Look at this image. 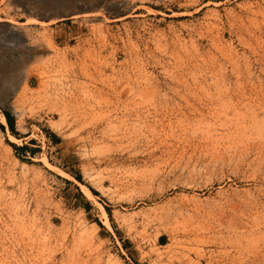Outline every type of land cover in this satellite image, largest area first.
<instances>
[{
    "label": "rangeland",
    "instance_id": "rangeland-1",
    "mask_svg": "<svg viewBox=\"0 0 264 264\" xmlns=\"http://www.w3.org/2000/svg\"><path fill=\"white\" fill-rule=\"evenodd\" d=\"M43 1L0 0V264H264V0Z\"/></svg>",
    "mask_w": 264,
    "mask_h": 264
},
{
    "label": "bare ground",
    "instance_id": "bare-ground-1",
    "mask_svg": "<svg viewBox=\"0 0 264 264\" xmlns=\"http://www.w3.org/2000/svg\"><path fill=\"white\" fill-rule=\"evenodd\" d=\"M73 1L74 0H45V1H43L41 4H39L38 6H39V8H41V9H47L48 7H50V5L51 4H54V3H60V4H64V5H67V4H72L73 3ZM36 8V7H35ZM98 8V7H97ZM97 8H92V9H89V10H87V11H84V12H82V13H75V14H72L71 15V17H78V16H81V17H88V18H90V17H95V15H97V16H99L100 15V10L99 9H97ZM103 17V16H102ZM61 17H58V15H52V17L50 18V20H48V22H45V21H39V20H37L36 18H30V20L31 21H34V22H38V23H41V24H48V23H52V22H54V21H57L58 19H60ZM2 18H0V26H1V22L3 21V20H1ZM91 19V18H90ZM94 19V18H93ZM3 25V24H2ZM7 27H8V29L9 30H12V31H19L20 33H22V32H27V30H28V23L27 22H24V23H17V22H15V21H12V20H9L8 22H7ZM35 41V44H33V45H27V44H21V47L23 48V47H28L29 49H30V52H28V53H26V54H28V55H24L23 57H22V65L21 66H23V72H20V74H21V77H22V81H23V83H24V79L28 76V74L30 73V70L31 69H29V67H30V65L32 64V63H34V61L33 62H30L29 64H25L26 63V61H28L29 59V56L32 54V53H38V52H40L41 50H38V49H41L42 47H46V48H48V47H50V46H48V44L44 41L43 42V40L41 41H38V40H34ZM21 42V41H20ZM22 43V42H21ZM47 44V45H46ZM30 46H31V48H30ZM38 47V48H37ZM45 54V53H44ZM36 55V54H35ZM46 56V55H45ZM44 56V57H45ZM41 57H43L42 55H36V59H40ZM23 64H25V65H23ZM15 76V75H14ZM7 79H9V77H7ZM10 81V80H9ZM14 111L17 113V114H20V111L18 110V109H14ZM0 122L1 123H3V124H6V119H5V116L2 114V113H0ZM9 139L11 140V141H13V140H15V138L12 136V135H10L9 136ZM83 187V191L87 194V195H89V196H91V192L89 191V189L87 188V187H85V186H82ZM101 210H102V214H103V217H104V221L106 222V224H109V222H108V219H107V216H106V212H105V210H104V208H100Z\"/></svg>",
    "mask_w": 264,
    "mask_h": 264
},
{
    "label": "water",
    "instance_id": "water-1",
    "mask_svg": "<svg viewBox=\"0 0 264 264\" xmlns=\"http://www.w3.org/2000/svg\"><path fill=\"white\" fill-rule=\"evenodd\" d=\"M98 3L88 4L85 2H80V0H74L72 4H60L54 3L48 7L51 11L45 15L47 17H52V15H58V17H70L72 14L75 13H82L92 8H97ZM42 16V17H45ZM10 38L13 36V33H9Z\"/></svg>",
    "mask_w": 264,
    "mask_h": 264
},
{
    "label": "trees",
    "instance_id": "trees-1",
    "mask_svg": "<svg viewBox=\"0 0 264 264\" xmlns=\"http://www.w3.org/2000/svg\"><path fill=\"white\" fill-rule=\"evenodd\" d=\"M3 114H4V116H5L6 123H7L8 127H9V129H10L11 131H13V121H12V117H11V115H10L8 112H6V111H3ZM0 128H4V126H3L1 123H0ZM50 136H51V135H50ZM54 139H56V137H55ZM13 146H14V148H18L19 150H24V149L27 148L26 145H24V146H20V147H16V146L13 144ZM74 177H75L76 179H78V180H80V178H81V176H80L79 173H74ZM93 192H94V191H93ZM94 193H95V192H94Z\"/></svg>",
    "mask_w": 264,
    "mask_h": 264
}]
</instances>
